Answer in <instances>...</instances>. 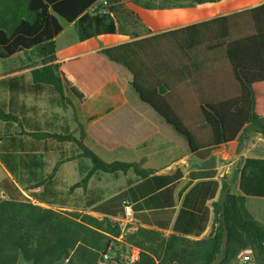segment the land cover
Returning a JSON list of instances; mask_svg holds the SVG:
<instances>
[{"label": "trees", "instance_id": "1", "mask_svg": "<svg viewBox=\"0 0 264 264\" xmlns=\"http://www.w3.org/2000/svg\"><path fill=\"white\" fill-rule=\"evenodd\" d=\"M62 21L75 23L80 41L102 34L141 35V21L121 0H0V60L5 61L0 95L8 97L0 100V119L22 125L16 132L11 126L0 131V159L9 171L0 179V264H17L20 251L36 264L64 255L70 264H97L106 253L125 264L121 247L126 244L140 249L138 264H234L246 249L253 251L257 264H264V224L247 207L248 196L264 197V159L241 157L239 195L231 192L225 176L221 184L213 179L216 168L190 170L191 181L205 180L186 193L178 212L176 189L185 175L181 168L160 173L145 167L144 158L103 159L85 139L92 137L109 150L130 148L135 131L130 135L123 126L131 124L109 114L84 126L78 116L79 105L116 76L121 87L131 85L141 103L160 117L156 126L163 133L172 131L168 138L187 154L205 159L235 140L241 154L252 136L264 137V2L59 62L56 38L64 30ZM21 54L28 63L8 66ZM222 59L232 71L223 94L207 95V87L193 85L187 89L200 93L196 102L179 96L185 76ZM41 97L49 107L71 108L77 127L34 129ZM183 108L195 115L192 121L183 116ZM51 155L57 160L54 166L47 165ZM73 159H80L83 177L71 192L86 189L97 172L133 171L137 179L108 198L93 191L82 210L62 211L54 206L70 207V197L59 188L57 173ZM218 191L212 229L200 237L210 220L205 204ZM126 203L132 204L140 226L120 241L122 224L112 217L122 216ZM171 227L174 232L167 235Z\"/></svg>", "mask_w": 264, "mask_h": 264}, {"label": "crops", "instance_id": "2", "mask_svg": "<svg viewBox=\"0 0 264 264\" xmlns=\"http://www.w3.org/2000/svg\"><path fill=\"white\" fill-rule=\"evenodd\" d=\"M200 1L201 0H121V3L124 5V7L131 12V15L135 18H138L141 21L142 24L137 29L138 31L141 32L140 36L135 37L132 34L114 33V34H102L96 37L89 38L84 41H80L78 39L76 42H74L75 44L73 45L65 46V48L63 46L62 51H60L57 46L58 61L59 62L66 61L79 56L96 53L107 47L115 46L121 43L132 41L140 37H146L163 31L186 27L218 16L230 15L235 12H239L245 9L255 7L264 2V0H206L205 2H200ZM99 3L97 5H99ZM146 4L155 5L156 7L148 8L145 6ZM69 24H74L76 28L75 23H69ZM128 30L129 33L133 32L131 29ZM62 32L57 36V38L62 34ZM4 65H5V61H2L0 66L2 67ZM4 70L5 68L3 69V71ZM231 81H232L231 67L225 60H223V62L221 61L216 62L215 64L210 66L208 65V67L205 68L194 69L192 76L191 75L185 76V80L179 84L180 88L178 94L184 101L196 102L198 100V97L200 96V93L192 91L190 88L187 89V87H191L193 85L204 86L207 87V89L205 90L207 95L209 94L216 95V94H221L222 88L227 87V85H229ZM130 89H132L131 85H127L125 88H123L120 86L116 76L112 77L95 94H93L84 103H81L79 105L78 116L80 122L83 123L84 126H88L91 123L95 122L96 120L105 118L109 114H118L121 117H124L123 116L124 114L122 115V113L120 112L122 110L121 108H123L126 105H129L126 94L127 92H129ZM134 96L137 98L135 99L138 100L139 104L142 105L143 108H146L141 103L138 96L137 95ZM41 99L42 97L38 98V101ZM0 100H2V102H7L8 97L4 94H1ZM38 101H37L38 103L37 105L39 106V110L34 116V120H33L34 129L39 127H43L45 129H59L58 128L59 126L65 124H69L72 130L77 127V123L74 119L73 113L71 117H68L66 111H58L57 108H52L49 107L48 105L46 106L42 105ZM4 109L8 110V106H6V108ZM182 111L184 117L188 118L192 116L191 113H189L191 112V110L183 108ZM91 117H93L94 120L90 121L89 118ZM154 119L156 118L154 117ZM12 124L13 125H11V123L8 120L0 119V131H2L3 133L7 130V128L11 126L10 128L12 129V131L16 132L19 131L20 127L22 126L20 124V121H14V123ZM24 127L31 128L26 124H24ZM134 128H135L134 129L135 134L134 137L131 138V144H133L134 146L130 148L119 147L114 150H109L102 146L103 149L106 150V152L108 153L114 152L115 154L111 156V158L106 157L104 159L107 161L108 159L109 161L122 160V158L117 156L118 154H125L122 153L123 151H121L120 149L130 151L135 148L142 147L146 150L147 149L150 150L149 151L150 158L154 160L155 163L158 162L157 164L159 165L158 167L147 166L149 160L147 156H142L139 159L135 160V161H140L144 158L145 167L156 169L160 173H173L177 168H181L184 171L185 175L179 182L176 189L177 209L179 212V210L182 208L183 199L186 193L195 184L205 180V179H197L191 181L189 178L190 169L189 167L187 168L184 165L185 163H187V160L192 157H196L199 159H204V158H201L195 154H191V155L188 154L189 157L186 158V152L182 150L183 151L182 154L172 156V158L167 159L164 162L163 161L164 156L162 155V153L163 151L166 150L168 151L169 149V145H167L168 143H166L165 145L164 141L169 142L172 145H176L178 147L179 145L173 142V140H170L167 137V135L162 132L160 125L157 126L147 125V128H144L143 125H137V127L134 126ZM167 132L169 133V135H171L169 131ZM256 138H257V142L264 143V137H262L261 135H254L251 137L246 149L241 154H237V148H238L237 140L222 145L221 148L215 150L212 153V154L215 153L218 156V166L216 168L217 175L213 179L217 180L221 184L222 178L225 176L227 182L231 185V192L234 194L237 195L242 194V191L240 190L239 187V179H240L239 170L242 166L241 157L264 159V152L262 150L257 149L256 142L254 141ZM87 139H89V137L85 139V142L88 145ZM40 144H41V149H43L42 143ZM56 161H57L56 158L51 155L47 160V165L54 166L56 164ZM122 161H129V160H122ZM71 162L72 160L63 163L65 164V168ZM169 164H171V168H168L170 167ZM234 166H236L235 168L237 172H235ZM130 172L132 171H129L128 174H130ZM128 174L119 173V175L117 176L125 177L128 176ZM232 174L234 176H231ZM7 175H9V171L7 170V168L0 159V179H3ZM129 178H134V181L136 180L135 177H129ZM127 187H128L127 183H125L122 186L123 189ZM59 188L61 187L59 186ZM88 188H89L88 186L86 189L82 187L83 191H86ZM120 189L117 188V190H115L113 194L105 193L104 196H106V198L111 197L116 193H118ZM35 190H41V188H35ZM64 192H65L64 194L65 197H70V198L73 197L72 192L69 193L66 192V190H64ZM25 193L27 194V192ZM219 194L220 192L218 191L215 198L207 201L205 204L206 207L210 208V220L206 230L203 232V234L200 237H206L210 234L214 219L212 202L216 201L219 198ZM98 195H102V194H98ZM43 205L49 206L46 203H43ZM247 207L250 210V212L253 214V216L259 222L264 224V197L248 196ZM54 208H57V206H54ZM93 213L99 214L96 212ZM136 223L138 226H140L137 220ZM173 232H174L173 227L165 231L167 235ZM189 237L195 238V236H191V235H189Z\"/></svg>", "mask_w": 264, "mask_h": 264}, {"label": "rangeland", "instance_id": "3", "mask_svg": "<svg viewBox=\"0 0 264 264\" xmlns=\"http://www.w3.org/2000/svg\"><path fill=\"white\" fill-rule=\"evenodd\" d=\"M64 23L65 29L62 32V34L57 38V46L58 49L60 51H62L63 46L65 48V46H70L75 44L74 42H76L79 38H78V34H77V30L74 26V24H69L66 21H62ZM27 55L26 54H21L15 58H12L10 61H8V66L12 65V66H16L18 65V63L23 60L25 62H29L26 59ZM3 60H0V64ZM20 65V64H19ZM5 67L4 66H0V76L3 74V69ZM127 99H128V104L124 106L123 108H121V112L122 115L125 119L126 122H128L129 124H131L132 128L130 126H123V128L131 135H133L134 132V126L137 127V125H143L144 128H147L148 126H155L157 124L158 118H160L157 114H155V112H152L153 110L146 107L143 108L142 105L139 104L138 100H136L137 98L134 96L136 95V93L130 89L129 92H127ZM136 98V99H135ZM46 98H42L41 100H39L38 102L42 105H47L46 103ZM58 111H63L60 108H57ZM68 117H71L72 115V109H67L66 110ZM191 113V117H186L187 121H192V119L194 118V115ZM155 114V115H154ZM157 118V119H154ZM153 118V119H152ZM146 126V127H145ZM169 132H172L170 130H168ZM167 137L169 135V133L167 131L164 132ZM77 135L79 136L80 133H77ZM175 137H177V139L182 140L181 138H178V136L175 135ZM256 142V146L258 150H262L264 152V143H259L257 142V138L254 140ZM87 143L90 146L91 149H93L99 156H101L103 159L106 157L111 158V156L115 155L114 152L108 153L106 152V150L103 149V147L97 143V141L92 138L89 137V139H87ZM166 143H168L167 145H169V149L168 151H163L162 155L164 156L163 161L165 162L167 159L172 158V156H176L179 154H182V146L178 147L176 145H172L169 142H165L164 144L166 145ZM171 147V148H170ZM121 151H123L122 153L125 154H118L117 156H119L120 158H122V160H129V161H135L137 159H139L142 156H147L149 158L147 166L149 167H158L159 165L157 163L154 162V160H152L150 158V150L149 149H144L142 147L140 148H135L133 150L127 151V150H123L120 149ZM168 155V156H167ZM189 157V155L186 153V158ZM109 161V159H108ZM80 159H73L72 162L70 164H68V166H66L65 168V164H62V166L59 168L58 171V181H59V186L61 187V189L66 190V192L71 193V188L72 186H74L76 183L80 182L83 174L81 173L80 170ZM239 165V163H238ZM171 168V164H169ZM185 167L188 168V164L185 163L184 165ZM236 166H234L235 172H237ZM124 174V173H123ZM128 174V173H127ZM235 174V173H234ZM119 175V174H118ZM231 176H234L233 174ZM129 177H135L137 179V176L135 175V173L132 171L130 172V174H128V176H117L114 174H110V173H103V172H97L96 174H94L88 183V189L86 191H83L82 187H75L74 190L72 191L73 193V197L70 198V207L67 208H60L59 206L57 207V209H61L62 211H68V210H75V209H79L82 210L85 208V202L86 200L91 197L93 195V193L95 192V194H102L100 196L102 197H106L104 196L105 193L107 194H113L115 192V190H117V188H121L120 190H122V186L127 183L128 185V181L129 179L134 180V178H129ZM127 179V181H126ZM94 191V192H93ZM107 191V192H106ZM94 194V195H95ZM85 211L95 215V216H101L99 214H94L90 209H86ZM112 220L114 221H118V219H116L115 217H112ZM119 222V221H118ZM122 224V231H123V236H121L120 238H118V240L123 241L124 239V235L131 233L133 231H135L136 229V225H132V224H128L125 225L124 222H120ZM122 250V254H121V258L123 259V262L126 261L127 256H129L132 252H133V247H131L130 245H124L123 247H121ZM236 262V261H235ZM234 262V264H235ZM255 264H257V262L255 261Z\"/></svg>", "mask_w": 264, "mask_h": 264}, {"label": "built area", "instance_id": "4", "mask_svg": "<svg viewBox=\"0 0 264 264\" xmlns=\"http://www.w3.org/2000/svg\"><path fill=\"white\" fill-rule=\"evenodd\" d=\"M106 4L107 1H104ZM118 219L119 222H124L125 225L132 224L136 225V229L138 228V225L136 223V219L134 216V210L132 207V204L126 203L124 208V214L119 217H115ZM140 258V249L138 247H133V252L127 256L125 264H138ZM112 261H116L110 253H106L103 256V259H101L97 264H108ZM118 263V261H116ZM235 264H255L254 254L251 249H246L241 251L236 259Z\"/></svg>", "mask_w": 264, "mask_h": 264}, {"label": "water", "instance_id": "5", "mask_svg": "<svg viewBox=\"0 0 264 264\" xmlns=\"http://www.w3.org/2000/svg\"><path fill=\"white\" fill-rule=\"evenodd\" d=\"M187 164L190 170H208L214 169L218 166V156L217 154H212L207 159H199L196 157H192L187 160ZM17 264H36L35 259H29L26 257L23 251H20ZM48 264H70L69 259L66 255H64L61 259L48 263ZM108 264H118L116 261H112Z\"/></svg>", "mask_w": 264, "mask_h": 264}]
</instances>
